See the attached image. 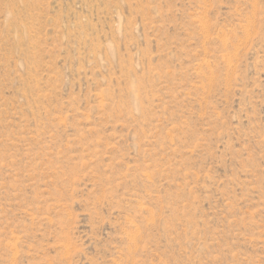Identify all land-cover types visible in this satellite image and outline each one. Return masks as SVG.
I'll list each match as a JSON object with an SVG mask.
<instances>
[{
	"label": "rangeland",
	"instance_id": "1",
	"mask_svg": "<svg viewBox=\"0 0 264 264\" xmlns=\"http://www.w3.org/2000/svg\"><path fill=\"white\" fill-rule=\"evenodd\" d=\"M0 264H264V0H0Z\"/></svg>",
	"mask_w": 264,
	"mask_h": 264
}]
</instances>
